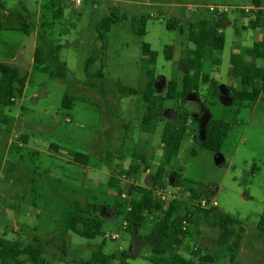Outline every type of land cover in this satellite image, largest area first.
<instances>
[{
  "label": "rangeland",
  "instance_id": "rangeland-1",
  "mask_svg": "<svg viewBox=\"0 0 264 264\" xmlns=\"http://www.w3.org/2000/svg\"><path fill=\"white\" fill-rule=\"evenodd\" d=\"M71 1L0 0V64L26 77L21 93L14 91L17 84L12 80L15 102L4 112L12 127L0 124V239L39 249L41 264H80L100 246L105 255L125 251L131 264H151L144 257L153 245L140 237L159 215L133 232L124 222L129 201L135 198L127 192L133 185L115 181L109 186L108 180L128 172L135 186L148 189L151 174L145 172L159 161L163 126L170 123L182 131L180 115L186 113L183 143L165 183L172 186L177 176L176 188L184 198L180 184H193L202 198L214 200L217 213L238 223L220 225L216 218L194 212L185 225L189 235L183 254L193 253L194 264H264V236L256 228L264 218V94L256 102H239L227 92L260 85L231 76L229 64L230 55L236 54L248 65L264 67V58L253 53L256 44H264V27L251 24L252 0H100L96 9L88 2L76 7ZM260 8L264 10V0ZM221 14L224 46L209 61L210 77L220 87L217 98H208L201 86L184 100H165L162 114L142 132L141 97L117 92L118 84L143 87L142 45L157 55L155 94L164 96L168 82L179 84L177 63L193 49L187 23L204 18L210 26H219ZM169 20L178 23L176 30L166 29ZM139 21L145 23L144 35L137 32ZM101 24L109 27L103 40L97 38ZM165 47L171 49V60L164 58ZM36 48L45 56L42 66L33 63ZM57 62L65 65L64 71L57 69ZM65 96L72 100L70 109L62 107ZM211 119L229 125L217 153L200 147L203 123ZM77 153L87 156L86 165L74 164ZM57 181L59 189L73 185L83 205L98 207L103 236L86 240L62 230L56 218L67 199L61 201L60 192L49 187ZM31 189L38 206L31 203ZM230 228L234 236L227 235ZM236 241L235 251L231 243Z\"/></svg>",
  "mask_w": 264,
  "mask_h": 264
},
{
  "label": "trees",
  "instance_id": "trees-1",
  "mask_svg": "<svg viewBox=\"0 0 264 264\" xmlns=\"http://www.w3.org/2000/svg\"><path fill=\"white\" fill-rule=\"evenodd\" d=\"M254 9V19L251 24L254 27H264V10L260 8L261 0H252ZM219 26H210L209 21L202 18L195 22H189L185 26L187 32V39L193 44L192 50H187L185 56L177 63V70L180 72L179 84L175 81H170L167 84V90L164 96L155 94V77L153 65L156 61V53L150 50L148 44H143L141 51L142 57L146 60V66L140 69V73L145 77L144 85L141 89L133 90L126 88L120 84L117 86V92L122 96H140L142 108L144 113L141 117V131L149 130L154 122L163 112V103L165 100H184L189 94L197 93L201 86L206 87V96L208 98H217L220 87L216 80L210 77L212 66L209 64L210 58L213 54L220 52L224 46V36L220 28L224 26V14L218 17ZM110 20L109 17L105 18ZM137 32L139 35H144V21H139ZM168 31H174L178 28V23L175 20H169L166 23ZM109 27L99 26L97 38L103 40ZM184 28L180 29L182 33ZM105 47H103L104 49ZM264 44H256L253 53L257 58H264ZM164 58L171 60V49L164 48ZM87 64L91 63V58L87 59ZM33 63L42 66L46 63L43 52L36 48L33 53ZM86 64V67H87ZM229 64L231 67V76L240 78V80L248 82L258 81L259 87H251L248 84L241 90L230 93L231 88H227L230 99L239 102H256L260 94H264V67L255 68L244 63L242 58L236 54L229 57ZM57 69L64 71L65 65L57 62ZM86 69V68H85ZM12 80L17 84L15 92H22L26 82L25 76H19V72L10 66L0 64V124L5 125L10 129L11 119L4 114L5 110L14 105V94ZM62 107L70 109L72 100L69 97L62 98ZM181 121L184 123V128L179 131L170 123H165L161 135V143L159 149V161L155 172L150 175L153 184H157L162 178L166 176L168 167L175 164L180 147L183 143V135L185 134V127L189 121L187 114L180 115ZM229 131V125L219 120H207L203 123L202 133L203 139L200 147L208 151L217 153ZM52 148V147H51ZM195 154L194 151H191ZM87 156L80 153L75 154L73 162L76 165H86ZM149 164H144V166ZM128 174V172H125ZM117 181L113 177L108 180L109 186H114ZM177 176H173L171 185L176 187L179 182ZM58 181L50 183L49 187L59 194L61 201L67 199L66 205L59 208L58 217L56 221L64 232H71L80 238L86 240H93L103 236L102 221L95 214L98 207L94 204L83 205L81 201L75 198L77 189L69 184H65L63 189L57 188ZM185 193L190 194L194 199L202 198L195 191L194 185L186 182L184 186L180 184ZM49 189V188H48ZM128 194H135V198H131L128 204V210L124 215V222L129 228L139 233L144 227L147 219L151 216L159 215V217L152 222L148 232L140 238L152 243L153 248L150 254L144 257L151 264H194L191 259L194 255L191 253L189 257L183 254L188 240V230L182 226L184 221L186 225L191 223V218L195 210L185 202H174L166 212H162L160 205L153 201L152 193L147 188L138 186H130ZM35 189H31V198L34 205L37 199L34 197ZM68 194V195H67ZM120 191H117V195ZM66 195V198L63 196ZM205 217H212L218 220V224H237L236 220L228 219V217L216 212V208L208 211H199ZM231 226V225H230ZM257 231L261 236H264V218L257 224ZM239 232L242 235L243 229L239 226ZM228 236H234V231L230 228L227 231ZM239 238L240 235H237ZM232 250H238L239 242L231 243ZM235 254L231 255L234 259ZM0 264H41V252L39 249L31 245H22L20 242H9L5 239H0ZM80 264H131L129 262V255L125 251H119L112 255H105L100 246L97 250L91 253L86 261H80Z\"/></svg>",
  "mask_w": 264,
  "mask_h": 264
},
{
  "label": "built area",
  "instance_id": "built-area-1",
  "mask_svg": "<svg viewBox=\"0 0 264 264\" xmlns=\"http://www.w3.org/2000/svg\"><path fill=\"white\" fill-rule=\"evenodd\" d=\"M100 0H72L71 3L74 6H80L83 3H90L93 9H96V3H98ZM209 12H216V13H222L226 12V9H213L209 8ZM155 170H150L146 171L145 173L150 175L154 173ZM166 177V176H165ZM165 177L161 179V181L157 184H153L151 181V185L148 188L153 197V201L157 203L158 205H163L168 208L170 205H172L174 202H185L191 207L192 210H197V211H208L211 209L216 208V203L214 202L213 199L206 200V199H194L190 194L188 193H183V195L186 197H182L179 189L174 187V186H168L167 183H165ZM114 179L120 182L127 183L129 185L135 186V184L132 182V178L125 172H121L118 174H114L113 176ZM120 197L126 198L124 194H121ZM186 223L183 221L182 226L185 228ZM124 228H125V223H124ZM117 237L116 236H111L112 240H115Z\"/></svg>",
  "mask_w": 264,
  "mask_h": 264
},
{
  "label": "crops",
  "instance_id": "crops-1",
  "mask_svg": "<svg viewBox=\"0 0 264 264\" xmlns=\"http://www.w3.org/2000/svg\"><path fill=\"white\" fill-rule=\"evenodd\" d=\"M254 8H255V6H254ZM68 162H69V161H68ZM157 164H158V162H157ZM157 164H153L152 167H151V170H155L156 167H157ZM154 167H155V168H154Z\"/></svg>",
  "mask_w": 264,
  "mask_h": 264
}]
</instances>
